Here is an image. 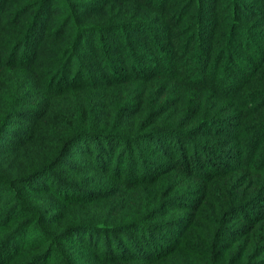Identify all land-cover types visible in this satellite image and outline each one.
<instances>
[{
	"label": "trees",
	"instance_id": "trees-1",
	"mask_svg": "<svg viewBox=\"0 0 264 264\" xmlns=\"http://www.w3.org/2000/svg\"><path fill=\"white\" fill-rule=\"evenodd\" d=\"M0 264H264V0H0Z\"/></svg>",
	"mask_w": 264,
	"mask_h": 264
},
{
	"label": "rangeland",
	"instance_id": "rangeland-1",
	"mask_svg": "<svg viewBox=\"0 0 264 264\" xmlns=\"http://www.w3.org/2000/svg\"><path fill=\"white\" fill-rule=\"evenodd\" d=\"M75 153L73 152V151H71L70 153H69V155H68V158H70V159H75Z\"/></svg>",
	"mask_w": 264,
	"mask_h": 264
}]
</instances>
